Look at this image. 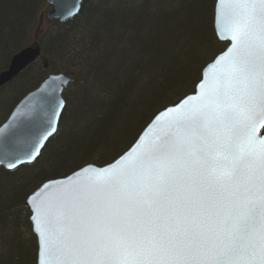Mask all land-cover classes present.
Segmentation results:
<instances>
[{
	"label": "snow or ice",
	"instance_id": "1",
	"mask_svg": "<svg viewBox=\"0 0 264 264\" xmlns=\"http://www.w3.org/2000/svg\"><path fill=\"white\" fill-rule=\"evenodd\" d=\"M230 8L212 83L132 156L35 208L40 264H264V0Z\"/></svg>",
	"mask_w": 264,
	"mask_h": 264
},
{
	"label": "trees",
	"instance_id": "2",
	"mask_svg": "<svg viewBox=\"0 0 264 264\" xmlns=\"http://www.w3.org/2000/svg\"><path fill=\"white\" fill-rule=\"evenodd\" d=\"M214 4L83 0L78 15L59 24L44 18L45 0H0V71L28 47L30 34H42L39 60L0 88V117L47 75L73 79L58 130L38 160L0 169V264H36V240L23 208L33 191L93 160L99 167L111 163L158 112L194 92L203 68L226 47L213 31ZM45 22L50 30L42 29ZM42 61L46 69L39 68Z\"/></svg>",
	"mask_w": 264,
	"mask_h": 264
},
{
	"label": "water",
	"instance_id": "3",
	"mask_svg": "<svg viewBox=\"0 0 264 264\" xmlns=\"http://www.w3.org/2000/svg\"><path fill=\"white\" fill-rule=\"evenodd\" d=\"M45 2L50 7L45 16L46 19L63 24L78 15L82 0H45ZM231 2L232 0H223V3L221 0H215L213 31L217 41L228 45L223 52L203 68L200 81L196 84L192 94L157 113L141 131L134 143L113 162L102 167L92 164L85 165L63 178L46 181L26 198L24 208L29 212L30 229L37 245L36 264H40L41 250L38 233L34 231L35 208L50 202L56 196L77 185L95 179L92 173L83 172V169L99 171L116 167L132 156L142 145L147 144L158 134L159 125L171 118L175 114V110L183 106L184 101L200 95L199 85L202 82L212 83L215 72L214 62L218 57L228 54L232 46L229 34L224 31L229 20ZM40 55V47L34 43L12 56L6 70L0 73V88L8 85L20 73L34 64ZM72 81L70 76L64 74L50 75L38 88L29 92L15 105L6 121L0 126V169L10 172L19 167L31 165L38 160L42 150L57 131L58 121L64 109L62 93ZM262 125H264V121L258 122L256 126L255 136L258 140L264 139V134H261L264 129ZM31 156L35 158L32 159ZM17 157L18 159H16ZM13 162L17 165L15 168L7 167L9 163Z\"/></svg>",
	"mask_w": 264,
	"mask_h": 264
},
{
	"label": "rangeland",
	"instance_id": "4",
	"mask_svg": "<svg viewBox=\"0 0 264 264\" xmlns=\"http://www.w3.org/2000/svg\"><path fill=\"white\" fill-rule=\"evenodd\" d=\"M51 28H52V27H51L50 24L47 23V22L43 23V25H42V29L45 30V31L50 30ZM41 35H42V34L38 35V36H40V37L38 38V37H37V34H35V35H34V33H33V34H30V37L28 36V37H29V44H28V46L31 45V44H32L33 42H35V41L37 42L38 39H41ZM42 64H43V61L39 63L40 67H39V66H38V67L41 68V67H42ZM54 66H55V65H54ZM54 66H53V67H54ZM54 69H55V68H54ZM48 72H49V71H47L45 74H47ZM31 73H32V74H31ZM31 73H30V74H31L30 76L33 77V76H34V71L31 72ZM43 74H44V73H42V76H45V74H44V75H43ZM70 90H72V87H71V86H68L67 89H66V90L64 91V93H63V96H62V97H63V100H64L65 97H68V93H69ZM27 91H28V90H27ZM25 92H26V91H25ZM25 92H24V93H25ZM8 108H9V107H8ZM12 108H13V107H12ZM12 108L10 109V111L8 110L9 112H8V111L5 112L6 109H7L6 107H5L4 109H2L3 111L5 110V111H4L5 113L0 117V126H1V124H3V122H5V120L7 119L8 115H9V113L11 112ZM93 161L95 162V160H93ZM94 162H92V163H90V164L95 165ZM96 166H97V165H96ZM23 208H24V202H23ZM24 209H25V208H24ZM26 210H27V209H26ZM27 211H28V210H27Z\"/></svg>",
	"mask_w": 264,
	"mask_h": 264
},
{
	"label": "bare ground",
	"instance_id": "5",
	"mask_svg": "<svg viewBox=\"0 0 264 264\" xmlns=\"http://www.w3.org/2000/svg\"><path fill=\"white\" fill-rule=\"evenodd\" d=\"M47 12H48V11H47ZM47 12H46L45 15H44V18H45V19H46L45 16H46ZM46 20H47V19H46ZM42 21H43V17L40 18V22H42ZM53 21H55V20H53ZM33 43H36V41L33 42ZM5 70H6V69H5ZM5 70L0 71V73L3 72V71H5Z\"/></svg>",
	"mask_w": 264,
	"mask_h": 264
}]
</instances>
